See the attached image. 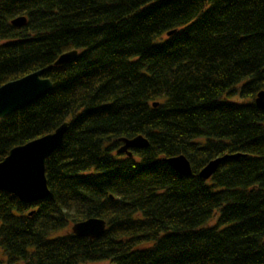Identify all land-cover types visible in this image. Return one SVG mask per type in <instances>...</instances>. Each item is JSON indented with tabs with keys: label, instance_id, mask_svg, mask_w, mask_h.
Returning <instances> with one entry per match:
<instances>
[{
	"label": "trees",
	"instance_id": "trees-1",
	"mask_svg": "<svg viewBox=\"0 0 264 264\" xmlns=\"http://www.w3.org/2000/svg\"><path fill=\"white\" fill-rule=\"evenodd\" d=\"M39 69L52 90L0 119V161L68 127L46 199L0 191L7 264H264V0H0V86ZM91 217L100 237L55 235Z\"/></svg>",
	"mask_w": 264,
	"mask_h": 264
},
{
	"label": "water",
	"instance_id": "water-1",
	"mask_svg": "<svg viewBox=\"0 0 264 264\" xmlns=\"http://www.w3.org/2000/svg\"><path fill=\"white\" fill-rule=\"evenodd\" d=\"M25 16H18L11 20V25L22 27L26 24ZM175 31L166 32L171 36ZM77 51L72 50L60 54L54 62V66H62L77 56ZM44 69L32 72L18 80L8 81L0 86V119L31 104L52 90V82L43 77ZM255 105L264 110V91L260 90L255 96ZM155 106V104H154ZM68 123L63 122L54 131L25 144L13 147L7 156L0 161V191L14 195L21 202L37 203L46 199L49 189L45 174L46 159L61 145ZM121 145L116 149L117 153L132 156L131 149H144L148 146V140L141 134L133 138L117 139ZM239 154H225L210 160L198 172L203 180H208L219 165L225 159H234ZM166 162L176 173L182 176H190L191 165L184 155L171 156ZM33 211L29 212V215ZM106 228V223L101 218L91 217L74 223L71 232L74 236L85 237L90 240L100 237Z\"/></svg>",
	"mask_w": 264,
	"mask_h": 264
},
{
	"label": "rangeland",
	"instance_id": "rangeland-1",
	"mask_svg": "<svg viewBox=\"0 0 264 264\" xmlns=\"http://www.w3.org/2000/svg\"><path fill=\"white\" fill-rule=\"evenodd\" d=\"M70 230H71V227L65 231H59V232H57V234L55 233V235L56 236L62 235L63 233L68 232ZM6 259H7V256H6L5 252L2 250V248L0 247V262H2L3 264H7ZM86 264H115V263L112 261H98V262H90V263H86Z\"/></svg>",
	"mask_w": 264,
	"mask_h": 264
}]
</instances>
